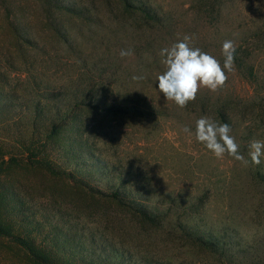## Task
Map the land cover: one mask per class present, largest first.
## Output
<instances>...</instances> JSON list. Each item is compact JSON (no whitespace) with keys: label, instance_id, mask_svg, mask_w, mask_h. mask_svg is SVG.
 Wrapping results in <instances>:
<instances>
[{"label":"rangeland","instance_id":"rangeland-1","mask_svg":"<svg viewBox=\"0 0 264 264\" xmlns=\"http://www.w3.org/2000/svg\"><path fill=\"white\" fill-rule=\"evenodd\" d=\"M64 1L78 14L50 0H0V159L18 160L2 177L7 218L64 264L97 262L108 247L154 264H230L190 230L240 242V264H264V157L247 167L217 159L181 131L194 133L201 117L222 123L224 111L246 159L249 143L264 140V0ZM126 4L161 24L147 27ZM192 34L221 65L232 40L234 70L181 109L158 89L159 51ZM65 172L122 189L144 212ZM0 264L34 263L0 235Z\"/></svg>","mask_w":264,"mask_h":264},{"label":"clouds","instance_id":"clouds-1","mask_svg":"<svg viewBox=\"0 0 264 264\" xmlns=\"http://www.w3.org/2000/svg\"><path fill=\"white\" fill-rule=\"evenodd\" d=\"M196 39L195 34L184 35L182 39L159 51L164 71L157 77L158 89L166 100L173 101L181 109L195 101L201 88L212 92L223 88L228 80L226 73L234 70L236 46L232 40L223 42L224 62L221 65L218 59L195 45ZM132 55V49L120 52L121 58ZM181 131L194 135L196 141L203 144L217 159H223L227 155L247 167L249 163L259 166L264 157V140H252L249 143V159H246L240 154V146L235 137L230 134V126L208 117H201L196 121L194 133L187 126Z\"/></svg>","mask_w":264,"mask_h":264},{"label":"trees","instance_id":"trees-1","mask_svg":"<svg viewBox=\"0 0 264 264\" xmlns=\"http://www.w3.org/2000/svg\"><path fill=\"white\" fill-rule=\"evenodd\" d=\"M50 1L53 7H55L57 11L60 13L74 14V15L78 14V9L76 8L75 5L66 3L64 0H50ZM125 6L128 9L139 10L143 14L142 19L144 21V24L147 25V27L149 26L150 22L157 24H161L162 22L155 12L148 10L146 7L142 6L141 4H138V6L126 4ZM107 110L113 112L122 111L121 109L114 110L109 106L107 107ZM141 112L143 113V111ZM219 114L221 116V122L227 123L232 130L234 127V123L231 117L224 111H220ZM54 127L56 129V126ZM51 134L57 135V132L53 131ZM15 162L18 163V160L14 158H11L9 160H5L4 158L0 159V235L14 238L15 241L18 243V245L27 253L28 257L33 261L34 264H64L56 255L53 254L52 251L48 250L41 243H39L36 238L31 236V232H26V233L22 232L21 229L17 227L16 224L17 222L10 221L6 216L10 208V200H9L10 191L6 186H3L2 177L5 172L10 170L9 169L10 167H13V163L15 164ZM9 164L10 166L6 168V165ZM53 174H58V173L56 172L54 173L53 171ZM64 175H66V177L73 178L74 182L77 185H80L88 190L89 189L93 190V192L94 193L96 192V194L109 197L118 201H122L123 203L125 202L134 209L136 207H140V210L144 212L143 207L146 206L141 202V200H138V198H129L128 196H126L125 192H123V190L120 188L112 189L110 191L94 188L84 178H80V177L76 178L73 173L65 172ZM260 177L261 180L264 182V174H261ZM188 235L200 241L204 246H208L214 249L215 252L220 253V255H222V257L225 258V261L230 264H240L241 261L244 260V257L241 256L242 253H240V250L244 249V246L241 245L240 242H232L229 245H226L224 242L215 238L214 236L205 237L199 235L198 232L194 230H190L188 232ZM96 260L97 262L93 261L89 264H94V262L97 264H154L152 261H148L147 259H142V258L136 259L129 252L126 251L121 252L119 250L117 251L110 247H108V249L106 248L102 250L101 254L98 256V258H96Z\"/></svg>","mask_w":264,"mask_h":264}]
</instances>
